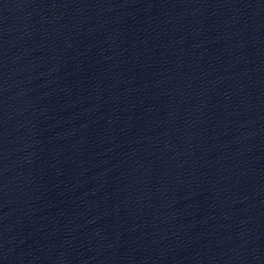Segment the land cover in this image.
I'll return each mask as SVG.
<instances>
[{"label": "water", "instance_id": "obj_1", "mask_svg": "<svg viewBox=\"0 0 264 264\" xmlns=\"http://www.w3.org/2000/svg\"><path fill=\"white\" fill-rule=\"evenodd\" d=\"M0 264H264V0H0Z\"/></svg>", "mask_w": 264, "mask_h": 264}]
</instances>
